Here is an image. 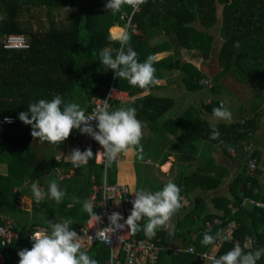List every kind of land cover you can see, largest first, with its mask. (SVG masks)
<instances>
[{
	"label": "trees",
	"instance_id": "1",
	"mask_svg": "<svg viewBox=\"0 0 264 264\" xmlns=\"http://www.w3.org/2000/svg\"><path fill=\"white\" fill-rule=\"evenodd\" d=\"M106 3L0 0V121L5 117L13 121L0 122V170L6 168L0 171V224L11 220L22 236L0 245L5 264H19L18 252L31 249V233L37 226L51 232L48 221L69 218L72 230L85 226L91 216L83 202L91 199L93 187L104 177L109 183L117 177L116 162L105 171L95 157L80 168L67 159L73 149L84 151L83 142L91 136L73 129L62 144L40 142L31 136V126L18 119L19 113L30 103L59 95L65 103H78L87 114L94 100L105 98L111 84L135 97L127 103L112 101L109 110L137 109L143 124L138 162L162 165L170 157L175 160L167 175L154 173V166L146 167L142 175V163L138 178V190L159 191L170 180L181 189L183 207L173 215V230L158 228L152 237L162 247L159 264H210L208 257H219L250 238L254 242L242 247L245 252L264 248V208L245 203L263 199L264 149L252 145L262 129L264 107L239 103L229 108L226 101L240 97L237 90L249 85L264 92V0H146L138 11L125 5L116 15L106 11ZM114 27L131 35L130 45L140 62L149 55L156 57L158 85L147 91L133 87L101 64L102 50L109 49L115 57L112 50L120 48L110 39ZM9 35L26 37L29 47L4 48ZM236 42L239 48L234 47ZM182 51L195 53L200 66L184 60ZM223 102L232 113L231 121L212 115ZM213 126L220 132L218 140L209 139ZM257 141L264 143V136ZM34 182L46 193L39 204L31 192ZM51 182L66 193L59 204L47 195ZM24 197L31 205H24ZM73 197L80 203L74 204ZM146 223L147 218L139 221L132 237L148 238ZM231 224L232 239L214 251ZM205 233L215 237L214 244H201ZM169 244L178 251L167 250ZM81 251L98 264L110 258L109 248L100 243ZM257 264H264V255Z\"/></svg>",
	"mask_w": 264,
	"mask_h": 264
},
{
	"label": "clouds",
	"instance_id": "2",
	"mask_svg": "<svg viewBox=\"0 0 264 264\" xmlns=\"http://www.w3.org/2000/svg\"><path fill=\"white\" fill-rule=\"evenodd\" d=\"M145 3L146 0H107L105 9L116 15L125 5L135 12ZM110 39L119 42L120 48L115 57L107 48L100 52V62L103 66L112 70L119 79L127 80L131 86L145 91L149 90L150 86L160 83L153 66L156 57L149 55L144 62H140L138 53L130 45L131 35L126 30L110 33ZM239 46V42L234 44L235 48ZM212 115L216 120H232V113L223 105L213 108ZM18 119L24 125L31 126V136L40 142L62 144L69 138L73 129H78L81 134L89 135L98 142L103 151H97L95 156L90 147L84 151L72 150L68 157L74 168L87 165L93 157L97 163L110 166L120 154L129 155L143 151L140 144L143 124L137 119V109L134 107L110 111L108 103L105 102L91 115H86L78 103H65L57 95L51 100L40 99L30 103L27 111L19 113ZM92 121L97 122L95 127L91 124ZM4 122L12 123L13 121L5 117ZM219 138L220 132L213 126L209 139L218 140ZM31 192L37 204L45 199L46 193L35 182L31 185ZM133 193L132 209L127 218L124 219L119 212H113L108 216L110 226L98 230L96 238L103 237L108 231L124 229L125 226L135 233L139 229L138 222L144 218H147L143 229L145 235L149 238L155 237L158 228L170 227L171 218L183 207L181 189L171 180L163 186L162 190L151 192L141 189L133 190L131 194ZM47 195L59 204L66 193L57 183L51 182ZM73 203H80V201L73 197ZM93 208L91 200L83 202V210L98 222L101 217L93 211ZM121 220H124L123 224L120 223ZM48 223L51 226L50 233H32L31 249L18 252L19 264H98L86 252L81 251L83 245L77 232L70 227L73 223L70 218L63 222L48 221ZM90 239L93 238L90 236ZM214 242L215 237L208 233H205L201 240L203 246L212 245ZM262 255H264V248L245 252L240 245H236L225 254L219 257L213 255L208 259L210 264H257Z\"/></svg>",
	"mask_w": 264,
	"mask_h": 264
},
{
	"label": "built area",
	"instance_id": "3",
	"mask_svg": "<svg viewBox=\"0 0 264 264\" xmlns=\"http://www.w3.org/2000/svg\"><path fill=\"white\" fill-rule=\"evenodd\" d=\"M29 43L26 37L22 35H9L4 40V48L6 49H27ZM113 52L118 50L113 49ZM135 97L127 91L117 88L114 84H111L106 92L105 98L97 99L93 101L91 111L86 115H91L98 107H102L105 102L108 103L109 109L112 101H118L121 103H127L134 101ZM12 120V119H11ZM4 121V120H3ZM0 121V122H3ZM96 121H92L91 124L95 127ZM91 150L103 151L99 143H94L91 137H87L83 142L84 150L87 148ZM122 160V154L113 162L119 163ZM104 166L106 171L107 166L104 163H99ZM250 168L255 169V162L250 163ZM63 177V176H62ZM134 199L130 191L125 185L119 183H109L104 177L103 182L100 185L93 187L91 195V201L93 202L94 208L97 210L95 213L101 217L97 222L90 217L85 226L78 230H74L79 235L82 243V248H89L96 243H100L109 248L110 258L106 264H158L160 259V252L162 247L159 246L152 238H134L132 237L131 231L125 226L124 229H117L115 232L108 231L103 237L96 238L98 230H103L110 226L108 216L113 212H119L124 219L130 214L132 206L130 205L131 200ZM184 200V199H183ZM245 203L256 205L260 208H264V193L262 200L246 199ZM120 223H124L121 220ZM235 228L234 224H231L229 230L225 235L218 238L215 248H219L225 241L232 239V230ZM49 232L45 227L37 226L33 232ZM31 233V236H32ZM90 236L93 239H90ZM21 234L14 229L11 220H7L5 224H0V245L6 246L12 244L16 240L21 239ZM253 239H247L243 245L240 242H236V245L241 247L245 245L251 246ZM174 253L178 250L169 247ZM0 264H5V257L0 253Z\"/></svg>",
	"mask_w": 264,
	"mask_h": 264
},
{
	"label": "crops",
	"instance_id": "4",
	"mask_svg": "<svg viewBox=\"0 0 264 264\" xmlns=\"http://www.w3.org/2000/svg\"><path fill=\"white\" fill-rule=\"evenodd\" d=\"M117 28L125 30V29L120 28V27H114V28H112L110 30V32L112 33V30L113 29H117ZM158 57L160 58L161 56L159 55ZM262 136H264V119H263L262 129L258 133V135L256 136L255 143L252 145L253 148H255V149L257 148V149H261V150L264 149V143H258V141H257V139L258 140H262ZM61 159H62V157L59 156L58 160H61ZM67 159L70 160L69 157ZM174 161H175L174 157H170L169 160L166 161V163H164L162 165H157V164L154 165L153 161H150V160H146L145 162H140L139 163L138 160H137L136 153L129 154V155L122 154V160L118 163V166H117L116 183H119L121 185H125L128 188V190L130 191V194H131L133 190H138V178L140 176V166H141L142 163H145L144 165H142L143 166L142 167L143 170H141L142 171L141 172L142 175H144L146 167L148 169H150L153 166L154 167L152 168V171L154 173L157 174V172L160 171L161 173L167 175L170 172V170H171V168H172V166L174 164ZM138 163H139V165H138ZM164 167H166V168H164ZM0 171L2 173L6 172V168L5 167H1ZM149 172H151V170H149ZM143 185L144 184L142 183V186ZM131 196L134 198V193L131 194ZM23 201L25 202V204L27 206L31 205V199L30 198L24 197ZM172 221H173V217L171 218V220L169 222L170 227H165L169 231H170L169 228H171ZM169 247L175 248L174 244H169V246H167V250H170V249H168ZM217 249L218 248H214V251H216ZM170 251H172V250H170Z\"/></svg>",
	"mask_w": 264,
	"mask_h": 264
},
{
	"label": "rangeland",
	"instance_id": "5",
	"mask_svg": "<svg viewBox=\"0 0 264 264\" xmlns=\"http://www.w3.org/2000/svg\"><path fill=\"white\" fill-rule=\"evenodd\" d=\"M83 7V4L81 5ZM182 57L184 60L193 62L194 64H196L197 66H200V59L199 57L195 54V53H190L188 51H182L181 53ZM161 56V55H160ZM247 90H237L240 94V97H234V99L229 96L226 97V101L228 103V107L229 108H234L235 106L240 104H243V107L247 106V108H249L250 106L252 108H255L256 105L260 106V107H264V92L260 91L259 89H256L254 86L249 85V87H247ZM169 96H171L172 93H168ZM166 94V95H168ZM225 97V96H224ZM180 101V100H178ZM177 101V102H178ZM224 103V108H226V103ZM182 103L179 102L178 105H180ZM234 112L237 114L238 112L236 110H234ZM166 168V167H164ZM23 203L25 204V202L23 201ZM26 205V204H25ZM27 207V205H26ZM170 230H173V223L171 224V228H169Z\"/></svg>",
	"mask_w": 264,
	"mask_h": 264
}]
</instances>
